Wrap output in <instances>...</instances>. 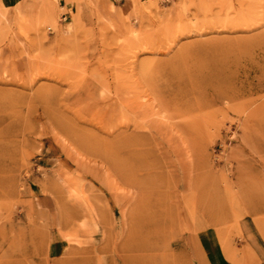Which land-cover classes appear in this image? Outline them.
<instances>
[{
	"label": "rangeland",
	"instance_id": "obj_1",
	"mask_svg": "<svg viewBox=\"0 0 264 264\" xmlns=\"http://www.w3.org/2000/svg\"><path fill=\"white\" fill-rule=\"evenodd\" d=\"M205 236L264 264V0L0 3V264H212Z\"/></svg>",
	"mask_w": 264,
	"mask_h": 264
},
{
	"label": "crops",
	"instance_id": "obj_2",
	"mask_svg": "<svg viewBox=\"0 0 264 264\" xmlns=\"http://www.w3.org/2000/svg\"><path fill=\"white\" fill-rule=\"evenodd\" d=\"M18 1L19 0H0V3H4L6 6V5H10V4L13 5V4L17 3ZM205 237L207 239V242L210 245V251L211 252H210V254L208 252V256H210L212 264H242V263L233 262V261L227 259L226 255L224 253L223 247L220 248L216 244V238L214 240L210 241V238L208 236H205ZM261 254L264 257L263 252Z\"/></svg>",
	"mask_w": 264,
	"mask_h": 264
}]
</instances>
